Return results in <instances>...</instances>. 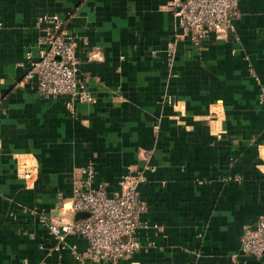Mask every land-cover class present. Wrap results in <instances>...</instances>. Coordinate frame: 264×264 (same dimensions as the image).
Returning <instances> with one entry per match:
<instances>
[{"label": "crops", "instance_id": "crops-1", "mask_svg": "<svg viewBox=\"0 0 264 264\" xmlns=\"http://www.w3.org/2000/svg\"><path fill=\"white\" fill-rule=\"evenodd\" d=\"M170 1L0 0V264H90L72 252L83 240L57 243L38 222L71 220L87 164L108 194L140 171V248L117 264H264L238 253L264 218V0H238L223 34L199 46ZM53 30L76 38L94 103L69 110L24 80Z\"/></svg>", "mask_w": 264, "mask_h": 264}, {"label": "built area", "instance_id": "built-area-1", "mask_svg": "<svg viewBox=\"0 0 264 264\" xmlns=\"http://www.w3.org/2000/svg\"><path fill=\"white\" fill-rule=\"evenodd\" d=\"M238 0H171L170 11L181 33L199 46L209 38H218L224 28L237 16ZM76 38H65L60 31L42 33L34 60L24 75L25 81L34 82L36 94L40 97L64 96L69 99V110L74 101L94 103L77 77L78 60L75 55ZM167 53L173 52L171 44ZM26 59H31L26 54ZM94 166L87 164L77 170V178L67 211L69 222L55 225L47 216L38 218L46 231L57 243L66 236L79 238L86 243V249L77 251L73 246L75 259L90 264H117L139 250L134 239L137 218L142 209L137 194L141 182L140 171L127 169L117 180V189L108 194L101 188L92 189ZM86 212L83 219L73 220V215ZM238 253L242 257L264 258V218L259 217L253 225L243 230Z\"/></svg>", "mask_w": 264, "mask_h": 264}, {"label": "water", "instance_id": "water-1", "mask_svg": "<svg viewBox=\"0 0 264 264\" xmlns=\"http://www.w3.org/2000/svg\"><path fill=\"white\" fill-rule=\"evenodd\" d=\"M87 213L86 212H78V213H75L73 215V220H78V219H83L85 217H87Z\"/></svg>", "mask_w": 264, "mask_h": 264}]
</instances>
